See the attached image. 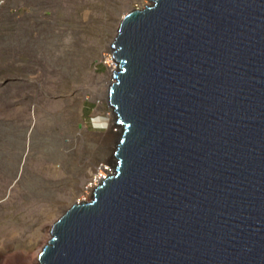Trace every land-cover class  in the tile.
<instances>
[{"label":"water","instance_id":"95a60500","mask_svg":"<svg viewBox=\"0 0 264 264\" xmlns=\"http://www.w3.org/2000/svg\"><path fill=\"white\" fill-rule=\"evenodd\" d=\"M112 45L113 167L39 264H264V0H152Z\"/></svg>","mask_w":264,"mask_h":264},{"label":"rangeland","instance_id":"374dc122","mask_svg":"<svg viewBox=\"0 0 264 264\" xmlns=\"http://www.w3.org/2000/svg\"><path fill=\"white\" fill-rule=\"evenodd\" d=\"M151 2L8 0L4 6L17 50L0 70V264H39L51 224L73 202L90 199L101 167L111 171L114 157L101 156L96 139L115 122L98 93L111 77L104 53L122 15Z\"/></svg>","mask_w":264,"mask_h":264},{"label":"bare ground","instance_id":"6f19581e","mask_svg":"<svg viewBox=\"0 0 264 264\" xmlns=\"http://www.w3.org/2000/svg\"><path fill=\"white\" fill-rule=\"evenodd\" d=\"M129 11V10H128ZM123 16L124 15H122V17H121V19L123 18ZM121 21V20H120ZM120 24V23H119ZM119 24H118V26H117V34H118V28H119ZM117 36V35H116ZM115 40V39H114ZM113 41V40H112ZM112 41H111V43H112ZM110 43V44H111ZM113 50H114V48H113V45L111 44V48H110V54L109 53H107L106 51H105V53H104V55L106 56V58H107V60H106V62L108 63V65L110 66V79L107 81V88L106 89H104V90H102V92H98V93H100L101 95H105V97H106V99L110 102V98H109V86H110V84L113 82V80H115V77H114V71L117 69V61L115 60V58H114V56L112 57L111 55L113 54ZM112 53V54H111ZM112 106V105H111ZM112 110H113V113H114V116H115V120H116V115H115V111H114V108H113V106H112ZM97 114H102V113H97ZM96 114V115H97ZM104 122H105V120H104ZM116 125L118 126V124L116 123V121L114 122V123H112L111 125H110V127H109V130L106 132V134H104V135H102V136H97L96 137V139H97V141L99 142V145L101 146V148L103 149V153H102V155L101 156H103V155H107V154H109V153H112V156L113 157H115L114 156V151H115V149H116V146L114 147V145H115V140L116 139H119V137H120V129H119V132H118V130L117 131H115V129H116ZM119 127V126H118ZM105 147H111L110 149L108 148V149H105ZM103 159V158H102ZM112 159V158H111ZM110 170H109V168L108 167H105V166H103V167H101L99 170H98V174H97V177L95 178L96 180H98L97 181V183H99L102 179H103V177H105V176H107L106 174H110ZM52 225V224H51ZM51 227V226H50ZM50 231H51V228H50ZM42 248H43V246H41V248H40V250L38 251V253H37V259L36 260H39V253H40V251L42 250ZM39 263H40V260L38 261Z\"/></svg>","mask_w":264,"mask_h":264},{"label":"crops","instance_id":"0c3cea01","mask_svg":"<svg viewBox=\"0 0 264 264\" xmlns=\"http://www.w3.org/2000/svg\"><path fill=\"white\" fill-rule=\"evenodd\" d=\"M3 11L5 12V9ZM10 37H12V41L9 40ZM16 39V32L14 30L11 31V28L6 25L4 13V18L0 25V70L4 67L3 62L5 60H15V54L17 50ZM10 42H12L13 46H11Z\"/></svg>","mask_w":264,"mask_h":264},{"label":"built area","instance_id":"2783aa9c","mask_svg":"<svg viewBox=\"0 0 264 264\" xmlns=\"http://www.w3.org/2000/svg\"><path fill=\"white\" fill-rule=\"evenodd\" d=\"M7 1L8 0H0V24H1L2 20H3V8L6 5ZM97 181L98 180L95 179V181H94L95 182V186L98 184Z\"/></svg>","mask_w":264,"mask_h":264}]
</instances>
